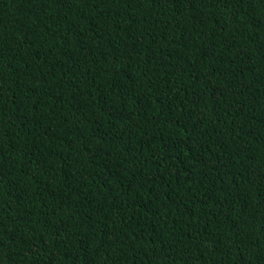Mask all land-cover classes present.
<instances>
[{"label":"trees","instance_id":"trees-1","mask_svg":"<svg viewBox=\"0 0 264 264\" xmlns=\"http://www.w3.org/2000/svg\"><path fill=\"white\" fill-rule=\"evenodd\" d=\"M0 264H264V0H0Z\"/></svg>","mask_w":264,"mask_h":264}]
</instances>
